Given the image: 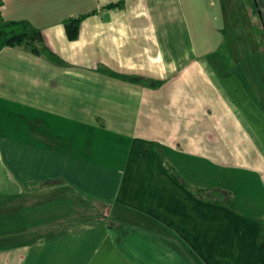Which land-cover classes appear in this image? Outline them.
Listing matches in <instances>:
<instances>
[{
	"label": "crops",
	"instance_id": "1",
	"mask_svg": "<svg viewBox=\"0 0 264 264\" xmlns=\"http://www.w3.org/2000/svg\"><path fill=\"white\" fill-rule=\"evenodd\" d=\"M184 4L3 0L61 61L0 50V264H264V57Z\"/></svg>",
	"mask_w": 264,
	"mask_h": 264
},
{
	"label": "rangeland",
	"instance_id": "2",
	"mask_svg": "<svg viewBox=\"0 0 264 264\" xmlns=\"http://www.w3.org/2000/svg\"><path fill=\"white\" fill-rule=\"evenodd\" d=\"M184 3L185 7L192 12L194 26L195 24L199 26L200 12L204 8L208 11V15L204 16V26L208 34L209 44L206 48L210 47L213 50L221 42L219 49L226 51L224 54L222 53L225 59L235 58V49L239 52L240 57H249V55H253L252 51L256 55L264 57L263 25L257 23L256 28H252L255 24L250 23L249 9L255 8V0H184ZM203 14L206 13L203 12ZM197 25L195 28H198ZM194 33L197 40H199L202 34L199 32ZM204 50L206 49L201 50L202 54H204ZM227 55L229 57H226ZM216 56H218V53ZM250 66L252 67V65ZM261 67L256 65L257 70H260ZM246 68L247 65L239 66L240 72L243 73H245L244 69ZM252 68L255 69L254 66ZM226 70L230 71L231 67L227 66ZM34 216L37 217V215ZM34 216L30 219H35Z\"/></svg>",
	"mask_w": 264,
	"mask_h": 264
},
{
	"label": "trees",
	"instance_id": "3",
	"mask_svg": "<svg viewBox=\"0 0 264 264\" xmlns=\"http://www.w3.org/2000/svg\"><path fill=\"white\" fill-rule=\"evenodd\" d=\"M3 0H0V7ZM113 6H122V3H118ZM84 16H78L69 19L65 22V28L70 40H76L80 33V23ZM5 46H16L25 48L33 53L41 54L45 53L50 59L60 62L59 57L50 49L44 42L43 33L39 30L32 29L25 21H4L0 24V50ZM107 72V71H106ZM112 76H116L125 80L136 82L145 86H152L153 82L144 77H126L121 76L113 72H107ZM161 82H157L156 85H160ZM153 85V86H156ZM210 190V191H209ZM199 190L203 193L212 192L211 189ZM214 194V192L212 193ZM231 195V193H230ZM207 196V195H206ZM205 197V195L203 196ZM210 199V198H209ZM219 200V199H218ZM231 204V202H229Z\"/></svg>",
	"mask_w": 264,
	"mask_h": 264
}]
</instances>
